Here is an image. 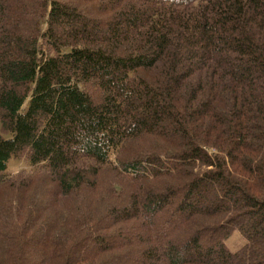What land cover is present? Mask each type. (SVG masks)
<instances>
[{"label":"trees","instance_id":"1","mask_svg":"<svg viewBox=\"0 0 264 264\" xmlns=\"http://www.w3.org/2000/svg\"><path fill=\"white\" fill-rule=\"evenodd\" d=\"M0 124V264H264V0H0Z\"/></svg>","mask_w":264,"mask_h":264},{"label":"rangeland","instance_id":"2","mask_svg":"<svg viewBox=\"0 0 264 264\" xmlns=\"http://www.w3.org/2000/svg\"><path fill=\"white\" fill-rule=\"evenodd\" d=\"M26 106V104H25ZM0 133L6 137H8L10 134H8V131L6 129H4L2 127V125L0 124ZM141 142H137V141H128V144L125 146L124 150L122 151L121 156L125 157L127 156L128 158L130 157H134L135 155H139L141 153H143L144 151L148 150L149 148H146L148 146V144H146V142L144 140H141ZM155 148L156 150L159 149V145L155 144L151 147ZM153 151V150H152ZM153 153V152H152ZM153 154H157V153H153ZM117 156H114L113 160H118L116 158ZM31 166H29L27 160H26V156L25 154H22L18 157H15L13 159H11L9 161V167L7 170V174L8 175H12V174H18L21 173L23 171H29L31 170ZM32 171V170H31ZM111 173V174H110ZM113 176H117V174H115L113 171H111L110 169H108V171L104 170V179H109L111 180L113 178ZM104 181V180H102ZM153 185L158 188V187H162L163 184L162 183H157L156 181H154ZM217 187V185H214V189ZM213 188L209 187L208 190L206 191V198L204 199V202L208 200H210V198L212 197L213 193H216V195L214 197H220L222 195L218 194V191H213ZM222 190V189H221ZM221 190L219 192H221ZM87 190L81 191V196H83L85 194ZM223 193V191H222ZM93 194H97V193H93ZM80 196V197H81ZM63 203H66V199H64V197H61ZM79 197L77 196H72V197H68V199H70V202L77 199ZM171 226L165 223V220H162L161 217H159L158 219V224L157 227L155 228L158 232H166ZM185 227V226H184ZM125 230L123 231L124 234H128L127 239L128 241V249H138L141 245L140 243V238L142 237L141 234H139L138 230L139 227L135 224H131V225H126L125 226ZM172 228V227H171ZM181 229L178 230H173L171 231V236L172 237H176L178 236L180 233L183 232ZM187 232H189V230H187ZM246 239L245 237L241 234V232L238 229H235L231 232V234L228 236V238L225 240V244L226 246L231 250V251H236L237 249H239L240 247H243L244 243H245ZM135 254L133 255L132 258H130L129 260H127L126 262H124V264H135L137 258H134Z\"/></svg>","mask_w":264,"mask_h":264}]
</instances>
